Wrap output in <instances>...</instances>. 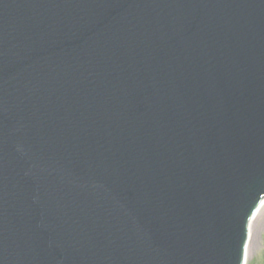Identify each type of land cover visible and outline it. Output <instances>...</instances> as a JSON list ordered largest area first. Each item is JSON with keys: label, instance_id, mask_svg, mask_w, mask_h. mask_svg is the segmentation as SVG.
I'll return each instance as SVG.
<instances>
[{"label": "water", "instance_id": "95a60500", "mask_svg": "<svg viewBox=\"0 0 264 264\" xmlns=\"http://www.w3.org/2000/svg\"><path fill=\"white\" fill-rule=\"evenodd\" d=\"M263 197L264 0H0V264H243Z\"/></svg>", "mask_w": 264, "mask_h": 264}, {"label": "rangeland", "instance_id": "374dc122", "mask_svg": "<svg viewBox=\"0 0 264 264\" xmlns=\"http://www.w3.org/2000/svg\"><path fill=\"white\" fill-rule=\"evenodd\" d=\"M246 264H264V208L256 220Z\"/></svg>", "mask_w": 264, "mask_h": 264}, {"label": "bare ground", "instance_id": "6f19581e", "mask_svg": "<svg viewBox=\"0 0 264 264\" xmlns=\"http://www.w3.org/2000/svg\"><path fill=\"white\" fill-rule=\"evenodd\" d=\"M263 208H264V197H263V200H262V203H261V207H260V210H259L258 217H259L261 211L263 210ZM258 217H257V219H258ZM248 253H249V248H248V251H247V254H246V258H245L244 264H246V262H247Z\"/></svg>", "mask_w": 264, "mask_h": 264}]
</instances>
